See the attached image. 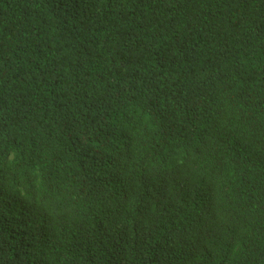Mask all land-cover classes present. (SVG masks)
I'll use <instances>...</instances> for the list:
<instances>
[{
    "label": "trees",
    "instance_id": "obj_1",
    "mask_svg": "<svg viewBox=\"0 0 264 264\" xmlns=\"http://www.w3.org/2000/svg\"><path fill=\"white\" fill-rule=\"evenodd\" d=\"M173 144L220 228L168 264H264V0H0V264H131L85 206Z\"/></svg>",
    "mask_w": 264,
    "mask_h": 264
},
{
    "label": "clouds",
    "instance_id": "obj_2",
    "mask_svg": "<svg viewBox=\"0 0 264 264\" xmlns=\"http://www.w3.org/2000/svg\"><path fill=\"white\" fill-rule=\"evenodd\" d=\"M173 145L146 156L140 162L136 168L137 183L120 191L112 187L110 199L100 201L96 207L85 206L89 211L83 215L96 219L100 236L110 233L116 249L120 243L131 248V264L186 262L192 253L191 243L210 239L220 228L215 225L211 200L200 197L203 200L188 204L187 199L163 190L189 162L188 157L175 148L176 144ZM130 182L129 178L125 179L126 184ZM134 190L138 191V196H134ZM146 190L149 194L145 193ZM12 192V188H8L5 195ZM110 222L120 223L129 234L125 236L115 229L108 230ZM139 237L144 241L137 246Z\"/></svg>",
    "mask_w": 264,
    "mask_h": 264
}]
</instances>
